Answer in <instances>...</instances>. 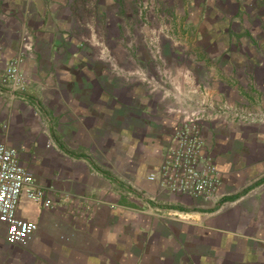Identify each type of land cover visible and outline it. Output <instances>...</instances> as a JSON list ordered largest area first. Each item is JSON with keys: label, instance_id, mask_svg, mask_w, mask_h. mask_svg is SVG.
I'll return each instance as SVG.
<instances>
[{"label": "crops", "instance_id": "crops-1", "mask_svg": "<svg viewBox=\"0 0 264 264\" xmlns=\"http://www.w3.org/2000/svg\"><path fill=\"white\" fill-rule=\"evenodd\" d=\"M64 3L0 0V69L16 55L24 34L32 44L22 63L31 82L25 103L14 102L20 103L17 111L0 97V121L8 120L0 141L17 148L26 169L40 186L52 189L56 201L51 209L42 207L40 216L18 209L20 217L38 225L22 243L8 244L0 226V264H264V194L254 190L262 182H253L244 194L229 192L231 175L243 170L234 171L232 164L225 169L219 156L222 184L211 199L170 195L147 180L176 124L164 109L156 115L158 102L192 107L186 99L194 104L207 98L231 104L254 100L235 84L234 71L244 82L235 62L224 65L221 53L216 55L219 66L207 88L197 81L200 70L186 67V55L172 52L170 66L149 75L159 74L161 87L145 91L127 83L141 82L138 75L146 72L141 54L138 64L129 58L128 67H114V82L111 71L95 66L78 36L67 30ZM194 35L171 33L166 40L171 47L183 42L185 49L186 41L205 46L213 40L203 29ZM194 58V64L207 61L201 50ZM43 101L51 113L25 115ZM26 138L29 145L22 143ZM64 193L73 196L68 204L58 198ZM45 211L53 230L40 223Z\"/></svg>", "mask_w": 264, "mask_h": 264}, {"label": "rangeland", "instance_id": "rangeland-1", "mask_svg": "<svg viewBox=\"0 0 264 264\" xmlns=\"http://www.w3.org/2000/svg\"><path fill=\"white\" fill-rule=\"evenodd\" d=\"M77 2L78 0H66L64 3L66 13L63 20L67 24V30L78 36L82 46L80 48L94 57L95 66L102 71L105 69L106 73L111 71L114 82L118 80L113 73L114 67L120 65L128 67L129 58L134 62L136 60L138 64L141 54L147 58L141 65L142 69L146 70L144 74L147 76L153 75V70L157 72L159 68L170 66L172 59L169 61L167 58L172 52L179 53L178 57L185 54L186 67H196L200 70L196 74L197 81L207 84V88L208 84L213 83L212 69L219 66L217 62L220 59L217 60L216 55L219 56L221 53L220 57H223L224 65L235 62L233 65L241 70V79L244 81L240 83L234 71L235 84L245 89L246 95L250 94L254 100L248 104H245L247 100H242L243 102L240 101L239 104L225 102L249 115L242 113L243 117L240 119L229 121H206L202 124V132L207 130L206 133L211 136L209 141L212 145L207 147L214 161L219 156L225 169L232 164L234 171L238 168L243 170L239 176L238 172L231 175L233 182L227 186L229 192L238 190L239 193L244 194L249 187H254L253 182H262L254 190L258 191V194H264V0H79V3ZM198 29H203L204 34L213 38L211 44L204 46L195 41L193 43L186 41L185 49L183 42L171 47L170 42L166 40V36L171 33L177 36L185 33L186 36H195ZM91 31L94 34L92 39ZM102 44L106 51L104 56ZM199 50L207 57V61L197 60L194 64L196 60L194 57L198 55ZM202 69H206L205 74H202ZM201 75L203 78L200 77ZM127 83L143 86L145 91L151 90L143 82L135 83L131 79ZM0 97L6 104V97L3 95ZM23 102L25 103V99ZM19 104L13 102L11 108L19 111ZM161 104L164 102H158L156 106L159 112L156 115H163L165 107ZM9 107H6V112ZM24 111L27 116L52 112L45 101L43 106L38 104ZM0 113L3 111L1 110ZM7 124L8 120L4 122L1 120L0 128H3V125L6 127ZM33 125L37 126L38 122H33ZM26 140L27 138L23 139L22 143L29 145ZM17 141L15 143H18ZM22 201L19 208L23 206V212L31 211L37 216L43 212V208L38 204ZM48 215L49 213L45 211L40 223L53 230L51 228L54 221Z\"/></svg>", "mask_w": 264, "mask_h": 264}, {"label": "built area", "instance_id": "built-area-1", "mask_svg": "<svg viewBox=\"0 0 264 264\" xmlns=\"http://www.w3.org/2000/svg\"><path fill=\"white\" fill-rule=\"evenodd\" d=\"M31 49L30 37L24 34L16 55L0 69V94L6 97L7 102L25 99L31 82L23 72L22 63ZM138 76L152 91L154 85H157L156 89L161 87L159 74L157 78L144 73ZM188 100L185 101L192 107L183 103L181 106H164L165 114L176 117V124L162 152L161 163L148 174L147 180L156 182L162 192L170 195L208 200L218 193L222 179L203 137L202 124L240 119L246 112L210 98L195 104ZM53 195L51 188L36 182L22 163L19 151L6 141H0V226L5 228L8 244L22 243L38 230L36 223L18 215L22 199L51 209L56 205ZM61 195L58 198L63 204L73 200L69 193Z\"/></svg>", "mask_w": 264, "mask_h": 264}]
</instances>
